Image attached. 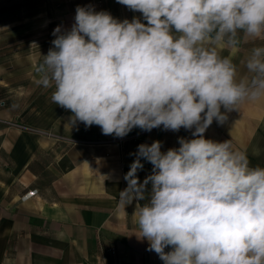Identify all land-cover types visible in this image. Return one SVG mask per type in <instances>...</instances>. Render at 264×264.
I'll use <instances>...</instances> for the list:
<instances>
[{
  "label": "clouds",
  "instance_id": "1",
  "mask_svg": "<svg viewBox=\"0 0 264 264\" xmlns=\"http://www.w3.org/2000/svg\"><path fill=\"white\" fill-rule=\"evenodd\" d=\"M117 3L145 22L78 6L70 30L54 29L38 83L53 89L73 125L104 135L192 132L166 152L159 140L138 145L120 192L124 207L146 200L133 214L138 238L163 264H264V167L251 166L231 140L204 136L214 120L222 125L241 103L264 97V45L251 50L250 76L241 78L220 53L242 38L264 40V0ZM142 159L153 167L140 182Z\"/></svg>",
  "mask_w": 264,
  "mask_h": 264
},
{
  "label": "crops",
  "instance_id": "2",
  "mask_svg": "<svg viewBox=\"0 0 264 264\" xmlns=\"http://www.w3.org/2000/svg\"><path fill=\"white\" fill-rule=\"evenodd\" d=\"M78 6L145 22L117 0H0V264H163L138 238L133 214L146 200L124 207L120 192L138 145L159 140L166 152L192 132L134 128L116 138L99 126L71 123L72 113L52 102L53 89L38 83L36 68L53 47L54 29H71ZM262 45L242 38L220 53L241 78L250 76L251 50ZM204 136L231 140L251 166L264 167V97L241 103L222 125L214 120ZM141 163L143 182L153 166Z\"/></svg>",
  "mask_w": 264,
  "mask_h": 264
},
{
  "label": "built area",
  "instance_id": "3",
  "mask_svg": "<svg viewBox=\"0 0 264 264\" xmlns=\"http://www.w3.org/2000/svg\"><path fill=\"white\" fill-rule=\"evenodd\" d=\"M109 250H110L111 252H115V248H114V247H110ZM79 264H91V263L88 262V261H83V262H81V263H79Z\"/></svg>",
  "mask_w": 264,
  "mask_h": 264
}]
</instances>
